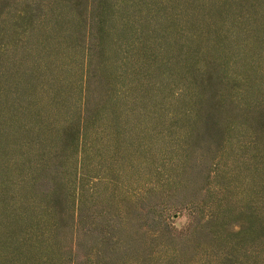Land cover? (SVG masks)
Returning <instances> with one entry per match:
<instances>
[{"label":"rangeland","instance_id":"1","mask_svg":"<svg viewBox=\"0 0 264 264\" xmlns=\"http://www.w3.org/2000/svg\"><path fill=\"white\" fill-rule=\"evenodd\" d=\"M0 264H264V0H0Z\"/></svg>","mask_w":264,"mask_h":264},{"label":"trees","instance_id":"2","mask_svg":"<svg viewBox=\"0 0 264 264\" xmlns=\"http://www.w3.org/2000/svg\"><path fill=\"white\" fill-rule=\"evenodd\" d=\"M86 108H87V111H88V107L86 106Z\"/></svg>","mask_w":264,"mask_h":264}]
</instances>
